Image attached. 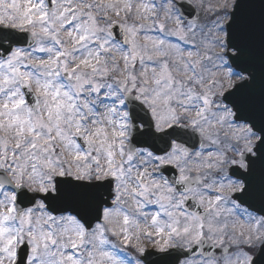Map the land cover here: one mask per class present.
Listing matches in <instances>:
<instances>
[{"label": "snow or ice", "instance_id": "6c2138e0", "mask_svg": "<svg viewBox=\"0 0 264 264\" xmlns=\"http://www.w3.org/2000/svg\"><path fill=\"white\" fill-rule=\"evenodd\" d=\"M92 7L93 4H88L86 8L69 6L58 12L54 9L50 18L49 12L43 10L41 0L40 5H30L25 10L27 18L21 22V26L40 22V33L44 38H49L53 45L46 47L43 38L33 29L32 36L38 46L36 50L50 54L46 61L41 60L39 64L28 62L38 69L35 73L38 87L34 107L39 109L40 97H45L47 120L43 113L36 115L33 107H25L28 103L20 89L27 87L31 90L33 74L22 70V66H27L23 62L24 51L7 48L5 52H10V55L0 61V73L5 65L10 73L6 80H0V94L4 92L5 83L19 82V87L8 93V103L0 105V133H11L0 134V264H139V260L129 258L126 248L118 247L117 242L109 238V232L112 237H119L120 245L146 251L139 235L131 231L127 214L123 215L119 229L108 227L111 219L121 214L119 201L129 191L127 174L132 171L131 162L135 159V153H127L126 167L124 160L116 158L109 143L106 166L94 158L97 165L94 172L91 165L80 167L78 163L75 167L69 164L65 168L57 155V141H62L67 147L77 149L72 156L74 161H84L89 157L87 152L78 150L80 145L75 141V137L83 133V120L73 115L70 117L72 130L63 127L65 111L73 114L79 111V105L73 101L79 99L88 87L98 98L101 91L107 89L104 99L119 96L120 105L125 107L127 97L139 102L138 107L144 110L147 118L139 116L135 110L120 114L122 129L127 127L126 121L130 115L134 121H142L136 129L138 143L174 136L184 115L193 110L194 115H190L189 120L191 125L198 126L208 118L209 113L214 112V105L221 113V122L230 118L243 120L244 125L240 130L252 139L246 141V152H240V159L231 160V175L237 178L238 183H230L228 187L238 194V199L233 200L234 208L228 211H238L253 219L250 209L256 208L252 201L257 198L259 186L261 207L258 210L264 212V0H208L207 4L205 0H192L190 6L171 0V3L161 6V11L156 10L151 0H145L137 7V15L151 19L150 24L143 21L126 23L109 18L103 28L97 16L88 10ZM106 7L116 8V5L109 0ZM132 8L133 0H127L125 13L131 12ZM197 9L214 13V19L206 24L198 23L200 15ZM120 11L116 9L117 16ZM36 12H39L38 16ZM85 15L87 22L63 34L74 46L85 45L95 38L99 41V48L108 52L113 25H119L124 33L127 48L116 46L121 52L123 68H120L118 61L115 62V67L121 73L115 78V84H105L94 78L96 73L107 74L110 71L106 64L101 66L99 51L95 60L84 59L75 67L69 66L66 57L75 49L69 48L62 39V30L66 24L76 21L78 16ZM2 19L0 17V22ZM105 29L110 30L100 40L96 34ZM153 29L159 34H149ZM142 30L147 31L141 39ZM137 63L141 69L139 74L136 72ZM81 66L85 71H81ZM89 70L92 78L87 75ZM62 72L75 77L76 83L68 85L75 96L70 91H63V85H55L53 78H59ZM82 105L93 110L90 100H83ZM258 110L259 127L256 117ZM110 111L115 113L117 109L113 106ZM102 131L99 128L96 130L97 134ZM200 131L202 134L205 132L203 128ZM104 135L106 137L107 133L104 132ZM114 135L121 137L119 148L123 156L127 133L121 130ZM84 139L89 145L93 143L91 134L84 135ZM166 142L172 150L155 157L161 165L179 164L188 156L189 151L183 144L171 139ZM216 156L215 161L209 157L205 166L218 167L224 156L221 153ZM245 167L247 173L242 171ZM200 179L188 177L180 168L179 178L175 182L198 184ZM138 183L140 190H132L137 197L146 198L152 188L161 189L156 203L171 201L169 194L179 191L170 186L164 188L159 183L145 184L142 178ZM192 191L191 187L184 188L185 193ZM219 192L214 199L207 201L206 212L216 209V214H220L221 209L217 205L225 198L223 186ZM110 197L114 199L110 201ZM186 199L188 197L182 194L173 207L179 209ZM110 202L112 206H108ZM199 202L201 205L205 203L203 197ZM137 204L143 206L140 200H137ZM245 204L247 207H243ZM164 207L161 204V208ZM53 211L62 214L53 216ZM168 215L173 216L171 212ZM192 220L195 231L192 225H185L182 230L175 224L170 225L167 233L164 227H159L156 235L161 238L158 241L161 250L170 246L173 235L189 233L190 241L203 248L204 241L212 239L206 236V227L209 233H221L216 236L212 247L223 245V227L211 222L205 225L203 218L195 213ZM152 222L159 223L158 212L153 215ZM146 234L153 235L151 232ZM240 234L244 236V231L241 230ZM165 236L167 239H164ZM252 240L250 234L245 236L246 242ZM233 242L239 241L233 238ZM221 251L224 264H256L251 256L240 249L231 255H227V247ZM261 256L264 257V250ZM188 264L198 262L189 259ZM199 264H217L216 257L209 253L207 259Z\"/></svg>", "mask_w": 264, "mask_h": 264}, {"label": "clouds", "instance_id": "9594fccd", "mask_svg": "<svg viewBox=\"0 0 264 264\" xmlns=\"http://www.w3.org/2000/svg\"><path fill=\"white\" fill-rule=\"evenodd\" d=\"M45 11H48L51 14L55 9L57 12L61 10L63 7H74V8H86L88 4H93L94 7L88 9L93 12L97 18L100 26L103 28L108 24V19L110 18L113 21H121V22H136L140 23L143 21L145 24H150L151 19H144L143 17L137 15V7L145 2V0H133V8L131 12L125 13L124 7L127 0H112L115 3L116 8H108L106 4L109 0H68L67 3L64 0H57L54 7H49L47 0H42ZM152 2V0H151ZM41 0H0V17H3L2 22H0V61L6 60L9 55H5V49L11 48L14 50L22 49L25 53L24 63L27 64L28 72L33 74V82L32 88L28 91L34 97V103L27 104L25 107H33L34 113L36 115L44 114L45 120H47V112L44 108L45 97H40L41 107L36 109L34 107L36 102V94L35 90L38 87L35 80V73L38 69L32 67L29 61L39 64L41 60H47L49 58L48 52H40L37 51V44L34 42V38L32 36L33 29L36 30L38 36L43 38V42L46 47L51 48L52 41L49 38H44L40 33V28L42 24L40 22H35L33 24H24L21 26V22L24 21L27 17L25 16V10L30 6H38L40 5ZM167 3H171V0H167ZM157 11H161V6L164 3H161L160 0H157L154 3ZM120 9V15H116V9ZM36 15H39V12H36ZM87 22V16H78L76 23L72 25V28L65 29V26L62 30V39H64L65 43L69 46V48H74L71 55L66 57L69 62L70 67H75L80 64L81 60L84 59H92L95 60L97 58L96 53L100 52V63L101 66L105 64L109 68V72L107 74L96 73L94 78L105 84H115V78L120 76L121 73L119 69L115 67V62H119L120 68H123V61L121 59V52L118 51L117 45H120L127 48V45L124 44L123 39H118L114 34L112 35L109 43L110 51L104 52L99 48V41L95 38L90 39L85 45L74 46L71 40H68L64 37V33L71 31L78 24ZM110 29H105V31L98 32L97 37L102 40L106 37L107 31ZM22 33H27L29 36L21 35ZM26 39L31 40V45L28 48L17 47V45L23 44ZM142 39V36H141ZM44 53L46 54V58H42L36 53ZM91 53V57L89 56ZM141 69H137L136 72L139 74ZM81 71H85L84 67L81 66ZM10 73L8 72L7 66L5 65V69L2 73H0V80H6L9 77ZM89 78L93 77V74L90 70L87 72ZM56 86L63 85V91H70L73 96H75V92L68 88L69 84H75L76 80L74 76H70L65 73H61L59 78H53ZM4 92L0 94V105L8 103V93L16 87H19V82L16 83H5L3 85ZM20 91L25 96V93ZM105 92L99 94V98L96 94H92L91 88L88 87L85 89L83 95L80 96L79 99L73 101L79 105V111L75 114L65 111L64 113V124L68 130H72L70 127L73 124V121L70 119L71 116L75 115L77 119H82L84 123V130L81 136L75 137L76 143L80 145L79 151L87 152L89 157L87 160L76 162L72 159L74 152L77 149L67 147L64 142L57 141L58 151L57 155L61 157V163L65 168L68 167L69 164H72L74 167L79 164L80 167H86L91 165V168L94 172L96 168V161L94 158H98L99 163L101 165L106 166L107 157V148L108 144L111 143L112 150L116 153V158L118 160H124L127 162V153L129 151H133L135 153V164H131L132 171L127 174V187L129 191L121 196L119 204L121 207V214L118 216H114L110 223L108 224L109 228H117L119 229L122 226V218L124 214H127L130 218L129 227L133 233L139 235V239L145 249H151L146 253L138 251L135 247H133L136 253L143 257L142 259H133L139 260V264H188L189 259H181L184 250H190L193 246H199L194 242L190 241V235L181 234L180 236L173 235L171 241L169 242L170 246L167 249L161 250L158 246V241L161 240L159 236L156 235V232L159 227H164L165 233L170 231V225H176L181 230L185 225H192V230L195 231V222L192 220V215L195 213L201 216L204 220L205 225L209 222L223 227V237L224 243L223 245H217L221 249L224 247L234 248L235 252L237 249H240L246 252L249 256L252 257L253 260L256 261V264H262L264 261V257L261 256L262 250H264V215H259L258 213H264L259 211L258 209L261 207L260 198H259V186L257 187V198L252 202L256 204V211H251L253 213V219H248L246 216L241 215L238 211L229 212L228 209L234 208L233 204V194L228 185L230 183H238L237 178L231 175L230 170L233 165L231 164L232 159H240V152H246V141L252 139V137L245 132H242L240 129L244 125L243 120H233L228 119L224 122L219 120V115L221 114L219 110L214 107V112L208 114V118L202 120L198 126H193L190 123L189 116L194 115V110L191 113L185 114L180 124L177 126L176 134L172 137H163L157 138L149 141L147 144L151 148H156L158 150L163 151L166 148H170L166 141L174 140L177 143L183 144L185 143H195L197 138L200 139V148L199 150L192 151L189 148V154L186 158H184L179 164L175 165L180 172V168L184 169V174L190 178L200 177V182L196 183H188V184H177L175 181L173 183L169 182V179L163 175L161 172V164L159 161L155 159L156 156L153 155L152 151H149L148 148L139 149L133 147V139L136 140L137 131L136 129L142 124L140 119H136L135 121L132 119L131 115L127 119V127L125 129L121 128V113L124 111H128L131 113L133 110L137 112L139 116H143L147 118L146 113L143 109L138 107L139 102L135 101L133 97H127V105L126 107L120 105L119 96H113L110 100L104 99ZM67 99V98H65ZM90 100L93 103V110H89L83 108L82 101ZM103 101V102H101ZM113 101L115 103L113 104ZM115 107L117 111L115 113L111 112L110 109ZM182 111V109H181ZM257 117V127H259V119L260 113L259 110L256 113ZM103 129L101 133L97 134V129ZM203 128L205 132L202 134L200 129ZM121 130L126 131L127 135L125 139V154L122 156L120 154V140L121 137L118 135H114V133H118ZM141 131L143 129L141 128ZM104 132L107 133L105 137ZM11 135V133H0ZM91 134L93 136V143L89 145L86 139H84V135ZM259 135V133H256ZM14 143V138H13ZM255 142L253 141V144ZM211 147L214 150L212 152L205 153L203 150L205 148ZM171 149V148H170ZM62 150V151H61ZM172 150V149H171ZM171 152V151H168ZM151 153V155H149ZM221 153L224 156V160L220 165L207 167L205 166L209 162V157L211 161H215L217 159L216 154ZM211 154V156H210ZM255 155V153H253ZM242 171L244 173L248 172L247 167L243 168ZM153 173H156L157 177L153 176ZM145 184L152 185L153 183H159L162 187L167 188L171 187L173 189H179V191H174L169 195L172 196V200L161 201L160 203H156L159 198L161 189L152 188L151 191L147 194L146 198L141 197L142 199H137V196L132 194V190L139 191L140 186L138 180L141 179ZM179 185L180 187H176ZM223 186V195L224 200L217 205L219 209H221L220 214H216V209H212L210 212H206L205 209L207 207V201L209 199H214L216 195H219L220 188ZM191 187L193 189L192 192L185 193L184 188ZM215 193L213 196H209V193ZM185 195L188 199L185 200V203L180 206L179 209L173 207V205L181 198V195ZM192 197H195L193 199ZM203 197L205 203L203 205L200 204L199 200ZM137 200H140L143 204L142 207L138 206ZM192 200L194 204L202 207V213L196 210H189L185 207L187 201ZM161 204H164L165 207L162 209ZM158 205V210H146L150 209V206ZM247 205V204H245ZM243 205V207H245ZM159 213V223L153 224L152 217L154 214ZM171 212L173 214L172 217L168 215ZM183 213V214H182ZM135 225H139L136 227ZM226 226V227H225ZM241 230L244 231V236H241ZM151 232L153 235L149 236L146 233ZM206 236L212 237V239H206L204 241V245H208L212 247V244L216 238V236L221 235V233H209L207 227L205 228ZM251 235L253 237L252 242H246L245 236ZM109 235L112 236V233L109 232ZM114 240L117 242L118 247H123V245L119 244V237L116 236ZM233 238H236L239 242L234 243ZM167 239V236L164 237ZM251 249V251H249ZM130 256L131 254L128 253ZM207 259V256H202L199 260H194L196 262H202ZM217 264H224L223 255L216 257Z\"/></svg>", "mask_w": 264, "mask_h": 264}, {"label": "water", "instance_id": "95a60500", "mask_svg": "<svg viewBox=\"0 0 264 264\" xmlns=\"http://www.w3.org/2000/svg\"><path fill=\"white\" fill-rule=\"evenodd\" d=\"M51 0H49V2H50ZM180 3H182V4H185V6H190L187 2H180ZM50 6H51V3H50ZM188 14H187V12L185 13V16H187ZM194 15H195V13H194ZM189 18H191V17H189ZM113 34L118 38V39H123V37H124V35H123V33L116 27V28H114L113 29ZM22 35V34H21ZM20 45H23V46H30L31 45V40L29 39V40H25V42L23 43V44H20ZM18 46V45H17ZM8 53L9 52H7V53H5V55H8ZM27 99H28V101H29V104H31V103H34L33 102V100L31 99V98H28L27 97ZM242 116L244 115L243 113L241 114ZM200 146V139L199 138H197V140H196V142L195 143H185V147H187V148H189L190 150H195V149H197L198 147ZM133 147L134 148H149L151 151H153L154 153H156V154H159V155H161V154H165L166 152H168V151H170L171 149L170 148H166V149H164L163 151H161V150H158V149H156V148H151V147H149L147 144H145V143H138L135 139H133ZM162 173H166V175H167V177H168V179H169V181L171 182V183H173L174 181H176L177 179H178V177H177V174H176V172L172 169V168H170V167H166V170H162L161 171ZM176 187H180L179 185H176ZM113 197H110L109 199H110V201H111V199H112ZM235 198L236 199H238V194L235 196ZM112 204H111V202L109 203V205L108 206H111ZM21 207H24L25 205H20ZM28 206H31V205H28ZM245 206H247V205H245ZM186 207L191 211V210H196V211H198V212H200L201 211V208L198 206V205H196V204H194L193 203V201L192 200H189V201H187V203H186ZM251 210H253V211H256L255 209H251ZM51 211V210H50ZM53 213L54 214H60L61 212H58V211H53ZM259 214H261V215H264V213H259ZM213 247H211V248H205V245H204V247L203 248H201L200 246H193L190 250H184V252H183V255L181 256V259H185V258H188V257H193V256H196V255H198V254H203L204 256H207V254H209V253H211L212 254V252H213Z\"/></svg>", "mask_w": 264, "mask_h": 264}, {"label": "rangeland", "instance_id": "374dc122", "mask_svg": "<svg viewBox=\"0 0 264 264\" xmlns=\"http://www.w3.org/2000/svg\"><path fill=\"white\" fill-rule=\"evenodd\" d=\"M54 1H55V4H56L57 0H54ZM189 1L192 3V0H189ZM152 2L153 3H156L157 0H152ZM160 2L165 4V3H167V0H160ZM205 3L207 4L208 3V0H205ZM196 12H198L199 15H200V19L198 20V23H205L206 24L208 21L214 19V13H212V12L205 11L204 9H197ZM75 23H76V21H73L72 24H66L65 25V29L67 30V29L72 28V25L75 24ZM146 31L147 30H142L141 36H143ZM149 34L155 36V35H158L159 33H158L157 30L153 29ZM172 39L175 40V38H172ZM36 54L39 55V56H41L42 58H46V54H44V53L37 52ZM137 69H140L139 63H137V65H136V70ZM22 70H28L27 66L26 67L25 66H22ZM103 91L104 90H102L101 93H103ZM81 95H83V94H81ZM213 150H214L213 148L208 147V148H205L203 151L205 153H208V152H212ZM131 164H135V159L131 162ZM125 166L127 167L128 166V163H125ZM153 176L158 178V176H155V173H153ZM234 194H236V193H234ZM213 195H215V193H212V192L209 193V196L210 197L213 196ZM137 199H142V198L141 197H137ZM158 209H159V206L158 205H152V206H150V209H146V210H158ZM37 214H38V210H37ZM109 238L112 239V240H115L116 239L115 237H112L111 235H109ZM123 247L127 249V252L128 253L131 254L129 256L130 259H138V254L136 253L135 249L132 246L126 245V246H123ZM66 251H70V250H66ZM234 252H235V249L234 248H229V253L227 255H231ZM221 253H222L221 250L217 254L215 253L216 254L215 257L221 256ZM201 258H202V256L201 257H198V258H193L191 260H199ZM234 258L235 257H233V259ZM223 260H224V258H223Z\"/></svg>", "mask_w": 264, "mask_h": 264}]
</instances>
